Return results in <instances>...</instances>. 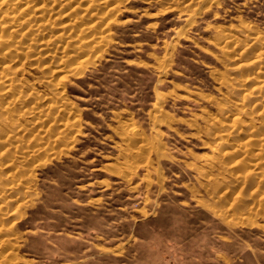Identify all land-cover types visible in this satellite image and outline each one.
Here are the masks:
<instances>
[{
	"label": "rangeland",
	"instance_id": "374dc122",
	"mask_svg": "<svg viewBox=\"0 0 264 264\" xmlns=\"http://www.w3.org/2000/svg\"><path fill=\"white\" fill-rule=\"evenodd\" d=\"M0 264H264V0H0Z\"/></svg>",
	"mask_w": 264,
	"mask_h": 264
},
{
	"label": "bare ground",
	"instance_id": "6f19581e",
	"mask_svg": "<svg viewBox=\"0 0 264 264\" xmlns=\"http://www.w3.org/2000/svg\"><path fill=\"white\" fill-rule=\"evenodd\" d=\"M160 97H162V96H160ZM159 100H161V99L159 98Z\"/></svg>",
	"mask_w": 264,
	"mask_h": 264
}]
</instances>
